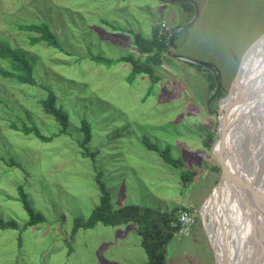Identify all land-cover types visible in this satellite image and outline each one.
Listing matches in <instances>:
<instances>
[{
    "label": "rangeland",
    "instance_id": "374dc122",
    "mask_svg": "<svg viewBox=\"0 0 264 264\" xmlns=\"http://www.w3.org/2000/svg\"><path fill=\"white\" fill-rule=\"evenodd\" d=\"M162 1L0 0V38L29 57L34 78L25 84L0 74V218L19 228L28 221L18 201L21 186L44 219L20 230L0 229V264L146 262L134 222L72 231L74 220L85 221L99 202L98 173L113 210L135 204L157 211L177 208L176 217L189 213L190 222L167 245L165 264H219L208 225L214 240L221 235L229 243L226 263L250 264L247 253L239 257L247 248L242 231L249 241L245 220L261 221L264 197L253 215L255 204L246 206L225 191L210 205L221 175L210 148L218 126L213 111L222 105L221 113L227 112L231 100L224 99L240 74L231 97L239 93L247 58L264 33V0H191L199 16L183 30L194 5ZM30 23L48 25L61 50L31 43L34 33L18 28ZM155 27L168 43L161 62L152 79L140 73L130 80V63L118 59L132 56L143 63L147 55L137 51L134 35L148 38ZM94 56L112 63H96ZM260 64L264 67L263 58ZM0 68L7 63L0 60ZM248 75L245 84L250 70ZM48 91L68 114L64 132L39 102ZM249 102L250 111L228 139H233V159L264 194V101L252 96ZM83 120L90 126L86 143ZM13 123L34 127L50 140L25 134ZM147 144L169 147L181 166L167 163ZM182 171L194 173L190 181H182Z\"/></svg>",
    "mask_w": 264,
    "mask_h": 264
},
{
    "label": "trees",
    "instance_id": "16d2710c",
    "mask_svg": "<svg viewBox=\"0 0 264 264\" xmlns=\"http://www.w3.org/2000/svg\"><path fill=\"white\" fill-rule=\"evenodd\" d=\"M185 5H188V3H184V6ZM184 9L185 11L187 10L185 7ZM18 28L34 33L31 35V43L45 42L48 46L61 50L55 34L50 30L48 25L43 23L19 24ZM173 38L174 35L170 36L169 40ZM133 44L141 55H147L144 59L145 61L142 63L139 59H135L132 56H123L118 60H124L130 63L132 67L130 80H132L133 76L140 73H144L152 79L154 76V66L161 62L160 54L165 52L164 48L167 44V39L163 35H160L159 28L155 27L152 35L148 38L140 34H135ZM28 58L29 57L20 49L13 47L8 40L0 38V60L7 63L6 69L0 68V74L3 77L14 78L19 83H34L32 66ZM92 59L96 63L108 65L112 63L109 59L101 58L100 56H94ZM39 102L45 113L53 116L54 119L59 122L62 126L61 131L64 132L68 122V114L62 110L60 106L56 105L55 94L48 91L47 95L43 99H40ZM13 125L16 129H19L25 134L33 133L44 142L50 140V137L43 136L34 127L28 128L23 126L24 128H17L14 123ZM81 130L84 134L83 142L86 143L91 135L90 126L85 120L81 121ZM146 146L148 149L159 151L164 161L172 166H181L180 160L171 157L169 147L164 150H158V148L153 145L147 144ZM11 163H13V161ZM216 169H220L219 165L215 167V170ZM193 174L194 173L191 171H182V181L184 183L190 181ZM95 183L99 190V202L85 221L81 219L74 220L72 231L75 232L78 228H92L97 223L105 226H116L122 223L134 222L137 224L136 233L139 237V244L147 256V260L143 264H165L167 245L181 228L175 216L177 208H173L170 211H157L146 206L128 204L113 210L110 208L108 193L100 173L96 175ZM18 194V201L28 213V221L19 228L14 221L0 218V229L20 230L44 220L39 213L34 212L21 186L18 187Z\"/></svg>",
    "mask_w": 264,
    "mask_h": 264
},
{
    "label": "bare ground",
    "instance_id": "6f19581e",
    "mask_svg": "<svg viewBox=\"0 0 264 264\" xmlns=\"http://www.w3.org/2000/svg\"><path fill=\"white\" fill-rule=\"evenodd\" d=\"M254 46L252 47V49L254 48L253 49L254 52L252 51L250 53L245 63L246 67H245L241 87L238 90L239 93L234 98L231 97L239 86L240 74H239V80L236 83L235 87L229 93L228 97L224 99L225 103L231 100V102L226 106L227 112L224 114L220 113L219 115L220 139L215 146V153L218 154L220 159L222 158L225 160L226 158L225 161L228 167L229 174H228L227 180L224 178L222 183L218 186V188H216L214 193L209 197V198L213 197L210 201V205L212 204V202L215 201L219 193L223 191H225V193L227 194L233 195L234 198H237L238 200L242 198L246 206H248L247 204H250V205L255 204L251 212L252 215H253V212H257L259 208L261 207L264 194L260 193L261 190L256 189L253 186V184H251V180L244 175L240 166L237 164V161L233 159L235 157L232 156L233 154V151L231 149L232 145L231 146L229 145V143L233 142V139H232V142H229L230 139L228 138H229V135L232 134L231 130L233 129L237 130L236 124L240 122L241 117L243 115L245 116L250 111L251 108L249 107L251 103L249 101L252 98V96H254L255 98L262 97L264 101V94H263L264 93V71H263L264 67L262 64H260V66H257L261 58L264 59V35L256 42ZM249 70H250V79L245 84ZM256 90L258 91L259 97H256ZM220 109L223 110L222 105L220 106ZM257 194L260 196V200L257 198ZM247 196L249 199L248 201L246 199ZM247 217H248V213L245 212L244 218L247 219ZM262 219L261 221H250L249 219H247L245 220V223H244V227L246 226V229L248 228L251 232L250 239H249L250 243L249 241H247L248 237L247 236L245 237V232H244L245 230H243L242 237H243L244 243L246 244L247 248L245 247L242 253L239 254V257L241 258V256L243 257V255L247 253L249 255L250 264H264V217H262ZM260 224L263 225L262 231L257 230V228L260 227ZM207 227L209 229L210 237L212 239L213 245L215 246L217 250L218 259H219V254L221 255V260L219 264H228L226 263L227 258H228V256L226 255L227 252H225L224 249H229L228 248L229 243L228 242L223 243L221 235L218 236L219 241L214 240L211 226L208 225ZM262 242H263V245L261 248L260 245L262 244ZM244 264H246L245 260H244Z\"/></svg>",
    "mask_w": 264,
    "mask_h": 264
},
{
    "label": "water",
    "instance_id": "95a60500",
    "mask_svg": "<svg viewBox=\"0 0 264 264\" xmlns=\"http://www.w3.org/2000/svg\"><path fill=\"white\" fill-rule=\"evenodd\" d=\"M182 1H188V2H190V3H192L193 5H194V15H193V17L186 23V25L185 26H183V27H181L180 29H186V28H188V27H190L195 21H196V19L198 18V16H199V7H198V5L194 2V1H191V0H182ZM172 34V31H170V33H169V35H171ZM264 33H262L259 37H258V39L259 38H261V36L263 35ZM168 37V36H167ZM168 44V43H167ZM242 59V58H241ZM262 59V58H261ZM213 72H214V70L212 69V68H210ZM238 73H239V69H238V71H237V74H236V78H237V80H238ZM216 86H218V81H217V77H216ZM218 88V87H217ZM221 102V101H220ZM207 108L209 109V106L207 105ZM210 110V109H209ZM221 110L222 109H220V106H219V110H214L213 112H214V114L216 115V117H217V121H218V126H217V136H216V138H215V141L213 142V145L211 146V148H210V152H211V155L213 156V158L217 161V163H218V165H219V167H220V170H221V175H220V179H219V181H218V183L215 185V187L213 188V189H215V188H218V186L222 183V181L224 180V178L227 180V177H228V174H229V171H228V167H227V164H226V158H225V160L224 159H220L219 158V156H218V154H216L215 153V146H216V144L218 143V141H219V139H220V124H219V115H220V113H221ZM235 111H236V109H235ZM234 111V112H235ZM209 112H211V111H209ZM221 114H223V113H221Z\"/></svg>",
    "mask_w": 264,
    "mask_h": 264
},
{
    "label": "built area",
    "instance_id": "2783aa9c",
    "mask_svg": "<svg viewBox=\"0 0 264 264\" xmlns=\"http://www.w3.org/2000/svg\"><path fill=\"white\" fill-rule=\"evenodd\" d=\"M177 221L180 223L181 228L186 227V225L188 224V222H190V216L189 213L187 211H182L179 213V217H177ZM179 230V231H180Z\"/></svg>",
    "mask_w": 264,
    "mask_h": 264
},
{
    "label": "crops",
    "instance_id": "0c3cea01",
    "mask_svg": "<svg viewBox=\"0 0 264 264\" xmlns=\"http://www.w3.org/2000/svg\"><path fill=\"white\" fill-rule=\"evenodd\" d=\"M181 1V0H180ZM163 3H165V4H169L170 2L172 3V2H174V0H164V1H162ZM197 4V3H196ZM183 10H185V9H183ZM185 12H188L187 10L185 11Z\"/></svg>",
    "mask_w": 264,
    "mask_h": 264
}]
</instances>
